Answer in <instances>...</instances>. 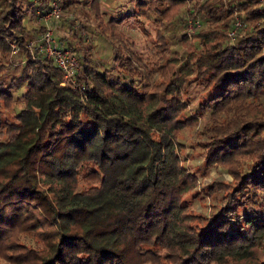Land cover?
<instances>
[{
    "label": "trees",
    "instance_id": "1",
    "mask_svg": "<svg viewBox=\"0 0 264 264\" xmlns=\"http://www.w3.org/2000/svg\"><path fill=\"white\" fill-rule=\"evenodd\" d=\"M98 1L55 0L65 10L94 14ZM187 1L132 0L129 13L167 28ZM192 5L209 29L179 54H158V78L150 82L126 48L113 53L115 73L99 69L73 32L57 43L78 53L76 69L64 78L40 47L43 25L33 44L25 25L33 9L51 8L48 0H0L1 258L11 264H264V3ZM234 12L240 23L227 41L215 23L228 26ZM117 19L111 15L106 24ZM158 35L162 52L165 38ZM190 82L210 92L192 109ZM199 116L205 118L197 142L201 162L220 163L230 173L202 186L215 198L207 214L180 201L195 174L180 156L178 134ZM244 154L249 159L237 162Z\"/></svg>",
    "mask_w": 264,
    "mask_h": 264
},
{
    "label": "rangeland",
    "instance_id": "2",
    "mask_svg": "<svg viewBox=\"0 0 264 264\" xmlns=\"http://www.w3.org/2000/svg\"><path fill=\"white\" fill-rule=\"evenodd\" d=\"M202 0H188L185 4L180 5L177 9L176 15L172 18L171 24L167 28H158L155 21L142 14H135L129 10L132 7V0H99L96 8V14L93 10L84 7H75V10H65L60 6V2L55 0H48V5L55 6L56 12L52 15H47L48 7L42 10L33 9V13L26 15L25 25L31 27L29 36L31 44L36 43V36L40 34L37 27L39 24L43 28H49L55 37V40L60 44L61 36H69L72 32L79 36L80 41L88 44V49L91 51V57L98 64L99 69L107 68L113 73L115 69L113 66V53L124 52L125 48L129 50L131 59L134 60L136 65L145 70L148 81H156L158 78V71L153 69V66L158 62L157 55L163 52L166 55L179 54L182 50L192 45H197L195 34L199 31H206L209 29L210 24L206 19L198 16L197 11L194 10L193 3ZM226 0H224L225 2ZM261 5V4H260ZM86 13V19L80 13V9ZM115 15L119 17L114 21L113 25L106 24L109 16ZM198 20V24L189 22V20ZM237 18L240 21L237 13L234 12L232 17L227 19L228 26H222L215 23L218 28L217 36H221L220 30L223 31V37L227 41H231L233 35H228L229 22ZM81 20L84 25L78 27L77 23ZM238 26V25H237ZM99 29V30H98ZM237 28H235L236 30ZM162 32L165 38V51L160 52L157 50V44L160 41L159 33ZM184 33V37H179L180 33ZM64 41V40H63ZM12 48V43L9 42ZM64 44V42H62ZM160 48V47H159ZM170 50L172 52L170 53ZM73 52V51H72ZM77 60V52L74 51ZM160 52V53H158ZM11 59L18 60V56L13 54ZM145 80V77H144ZM17 92V91H16ZM188 95V109L196 106L197 98L208 95L210 92L203 90L201 87L193 82H190L185 89ZM184 93V92H183ZM185 94V93H184ZM264 103V97L262 98ZM191 111V110H190ZM205 120L203 116H199L193 124L181 127L178 140L181 141L182 146L179 149L180 156L183 162L188 165L189 169L195 174V183L183 191L180 195V201L188 204L191 210L207 214L212 208L215 198L211 197L206 189H203L205 183L211 180H228L230 173L220 163L210 166L204 165L201 162L200 145L197 143L204 138L201 132V123ZM249 159L247 154L237 157V162H245ZM264 211V205H263ZM23 239L28 242H33V236L23 234ZM264 243V240H263ZM0 264H11L8 260L0 257Z\"/></svg>",
    "mask_w": 264,
    "mask_h": 264
},
{
    "label": "built area",
    "instance_id": "3",
    "mask_svg": "<svg viewBox=\"0 0 264 264\" xmlns=\"http://www.w3.org/2000/svg\"><path fill=\"white\" fill-rule=\"evenodd\" d=\"M257 1L259 3H264V0ZM55 12L56 7L51 6L46 14L52 15ZM190 21L194 22V24H198V20H196V18L193 20H189V22ZM239 23L240 21L237 18L231 20L229 29L227 30V34L229 36L234 33L235 28L237 27V25H239ZM40 40V47L44 55L46 57H49L51 61L59 67L64 78L70 77L77 67L76 55L74 54V52L69 50L67 47L58 45L55 37L51 33V30L47 27L41 33Z\"/></svg>",
    "mask_w": 264,
    "mask_h": 264
}]
</instances>
